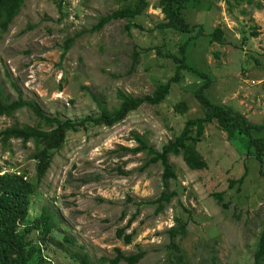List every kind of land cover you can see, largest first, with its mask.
<instances>
[{
    "label": "rangeland",
    "instance_id": "rangeland-1",
    "mask_svg": "<svg viewBox=\"0 0 264 264\" xmlns=\"http://www.w3.org/2000/svg\"><path fill=\"white\" fill-rule=\"evenodd\" d=\"M157 1L149 0L143 15L134 20L141 28L127 30L129 22L120 19L91 33L100 17L122 3L62 0L59 11L58 0H27L0 39L4 92L11 100L19 94L37 104L44 114L69 121L97 116L95 98L111 109L118 105L117 92L132 97L152 93L157 84L174 77L170 56H178V48L186 40L185 35L159 28L164 15L154 8ZM231 2L233 7L227 9L223 0H200L184 11L190 25L204 28V35L186 48V63L213 79L207 91L210 99L231 107L252 123H261L264 0ZM216 28L224 31L223 42L209 43L208 35ZM71 38L72 46L61 57L60 47ZM203 81L196 72L182 70L161 105L142 104L112 127L91 126L68 134L30 197L29 219L38 216L43 207L48 209L56 222L50 236L65 249L60 252L49 244L47 251L40 253L47 259L44 264H74L67 251L87 254L92 264H110L117 249L125 256L144 251L136 264H173L176 253L166 231L175 225L176 217L187 225L186 236L173 240L184 264H252L255 242L264 225V179L258 162L248 158L243 184L238 190L237 186L229 188V180L244 172L246 151L238 141L242 138L231 140L212 122L197 145L206 169L189 170L181 157L170 156L176 178L169 182V190L176 196L159 213L156 205L143 202L156 199L163 189L161 166L153 164L142 170L144 154L119 151L120 147L136 145L132 133L143 135L150 146L160 150L180 133L188 119L201 117L192 93ZM181 101L187 109L178 114L174 106ZM37 122L33 112L23 108L12 116L0 117V130ZM32 149V142L25 146L18 140L5 146L0 143V175L22 172L28 181H35V163L29 158ZM219 192L228 203L226 209L211 197ZM133 215L131 224L124 228L126 234H133L132 242L125 245L116 232ZM66 238L73 243L67 244Z\"/></svg>",
    "mask_w": 264,
    "mask_h": 264
},
{
    "label": "trees",
    "instance_id": "trees-1",
    "mask_svg": "<svg viewBox=\"0 0 264 264\" xmlns=\"http://www.w3.org/2000/svg\"><path fill=\"white\" fill-rule=\"evenodd\" d=\"M27 0H0V39L9 30L13 20L19 14L21 8ZM61 1L58 0L56 6L60 11ZM122 3L121 7L111 13L102 16L97 23L93 25L89 32H98L106 24L111 21L124 19L129 22L126 27L141 28L140 25L134 23V20L143 15L149 6V0H118ZM200 0H158L154 4V8L160 9L164 15V21L158 24L160 29L172 30L181 35L186 36L184 43L182 42L178 48L179 55H172V61L175 65V75L167 82L159 83L152 93L142 97H132L124 92H117L116 98L119 101L116 107L111 109L105 108L103 104L95 98L99 108L97 116H87L80 120H60L56 116H48L44 114L40 108L31 101L24 100L19 94L16 99L11 100L4 92L2 84H0V117L12 116L17 110L27 108L33 112L38 119L36 125H12L0 130V143L6 145L10 140H18L23 146L28 142H32L33 149L30 159L35 163V181H28L21 172V175L15 173H4L0 175V264H44L46 258L40 257L41 250H46L49 244H52L58 251H65L50 234L56 227L55 216L43 207L41 213L33 219H29L28 208L30 197L35 194L43 177L52 164L54 155L64 146L66 138L70 132L77 133L88 130L89 127H112L123 121L126 116L136 110L140 105L147 104L149 106L161 105L170 93L171 83H177L182 70L188 72H196V74L204 81L193 91V97L199 104L202 116L190 118L184 123V127L180 133L172 140H169L160 150H155L147 142L143 135L132 133V140L136 145L131 148L120 147L119 151L127 152L133 155L144 154L145 163L142 170L153 164H159L162 168V187L159 196L147 202H143L146 206L156 205L155 212L159 213L171 202L176 196L175 191L169 190V182L175 180L176 174L169 157H181L183 163L189 170L199 171L207 168L206 161L197 151V145L201 142L205 127L207 124L215 122L217 128L226 134L228 138L235 139L243 143L246 154L243 160L244 172L238 179L229 180V188L234 186L238 188L243 184L247 175L246 162L248 158H254L258 162L259 175L264 179V119L261 123H252L246 117L233 110L231 107L220 104L218 101L210 99L207 91L213 80L209 75L196 71L186 63V48L193 44L194 39L204 35V28L201 24L190 25L185 18L184 11L193 6ZM228 8L233 7L231 0H223ZM250 3L251 0H234V4L243 2ZM257 6L261 5L257 3ZM130 22H133L130 24ZM207 35V34H206ZM252 35H255L253 33ZM224 31L216 28L209 35V43L215 41L223 42ZM205 38V37H204ZM73 39L64 41L61 49V57L65 56L69 48L72 46ZM160 55V50H157ZM216 57L217 53H213ZM166 57H169L167 55ZM264 57V53H263ZM258 64L257 59H253ZM244 69V66H242ZM12 86L14 84L12 83ZM187 107L183 101L174 106V110L178 114H183ZM43 127L45 129H43ZM247 139L248 141L243 140ZM120 174H122L120 172ZM211 197L216 204L223 209L228 207V203H224L223 193H212ZM264 210V200L262 203ZM123 218V215L121 219ZM135 218V215L127 222L126 226L117 229L116 237L123 241L125 245L132 242L133 234H126L124 228L129 226ZM175 225L170 227L166 234L171 242L173 255V264H184V257L180 249L174 245L173 240L177 237L184 238L187 234V225L174 219ZM38 243L40 247L35 245ZM66 243H73L72 240L66 238ZM50 246V245H49ZM67 251V250H66ZM117 255L110 261V264H118L124 261L128 264L138 263L145 255L144 251L139 250L137 253L129 256L122 255L117 249ZM69 258L74 264H92L89 257L85 253L73 252L68 253ZM106 260V259H103ZM252 264H264V225L259 231L255 242V250L252 254Z\"/></svg>",
    "mask_w": 264,
    "mask_h": 264
},
{
    "label": "clouds",
    "instance_id": "clouds-1",
    "mask_svg": "<svg viewBox=\"0 0 264 264\" xmlns=\"http://www.w3.org/2000/svg\"><path fill=\"white\" fill-rule=\"evenodd\" d=\"M4 174V173H3ZM2 175V174H1Z\"/></svg>",
    "mask_w": 264,
    "mask_h": 264
}]
</instances>
